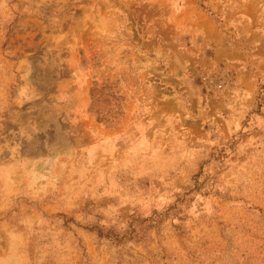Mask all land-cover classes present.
<instances>
[{"label":"rangeland","instance_id":"374dc122","mask_svg":"<svg viewBox=\"0 0 264 264\" xmlns=\"http://www.w3.org/2000/svg\"><path fill=\"white\" fill-rule=\"evenodd\" d=\"M0 264H264V0H0Z\"/></svg>","mask_w":264,"mask_h":264}]
</instances>
